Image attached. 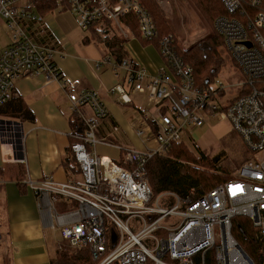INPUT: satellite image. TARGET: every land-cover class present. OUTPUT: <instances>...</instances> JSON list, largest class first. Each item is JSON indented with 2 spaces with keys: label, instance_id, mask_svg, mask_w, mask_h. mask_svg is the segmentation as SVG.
Masks as SVG:
<instances>
[{
  "label": "built area",
  "instance_id": "obj_1",
  "mask_svg": "<svg viewBox=\"0 0 264 264\" xmlns=\"http://www.w3.org/2000/svg\"><path fill=\"white\" fill-rule=\"evenodd\" d=\"M55 1L57 9L74 15L83 31L94 28L104 38L114 34L133 38L123 20L132 14L141 37L158 41L175 75L173 79L166 67L149 75L135 59L124 57L114 63L111 54L96 63L97 68L109 64L125 70L130 88L147 92L155 102L154 113L132 111L135 135L145 149L120 143L119 126L97 90L69 93L71 111L84 126L83 132L72 133L70 143L79 175L68 181L52 176L31 181L39 205L49 209L53 227L63 239L58 246L67 242L76 252L88 248L96 264H255L233 235V219L245 215L258 229L264 264V11L247 10L259 7L262 0H221L227 14L219 16L214 26L242 78L233 84L213 80L208 88L196 85L193 68L177 53L174 35L160 36L139 0ZM38 2L0 0V43L2 29L10 38L0 48V106L16 96L21 77L44 76L67 85L56 63L57 56L67 54L55 47ZM110 92L131 102L123 84ZM81 107L89 112L83 113ZM207 118H227L253 158L198 199L170 191L155 197L146 169L149 161L173 143L184 142V133L203 126ZM19 129L14 126V133ZM98 144H116L122 164L98 155L94 151ZM15 147L23 152L20 141ZM169 217L176 220L166 223Z\"/></svg>",
  "mask_w": 264,
  "mask_h": 264
},
{
  "label": "crops",
  "instance_id": "obj_2",
  "mask_svg": "<svg viewBox=\"0 0 264 264\" xmlns=\"http://www.w3.org/2000/svg\"><path fill=\"white\" fill-rule=\"evenodd\" d=\"M58 10L59 14H54V11L46 13V23L55 47L67 54L65 57H56L57 66L67 85L48 81L44 76L21 77L16 82V96L10 104L3 105L2 109L6 112L0 113V264L4 262L5 253L8 264H51L56 252L58 241L55 242L54 237L59 232L53 227L54 218L49 209L39 205L31 181H42L48 176L59 181H68L79 175L80 171L76 173L67 168V162L72 165L70 143L73 139L72 133H76L71 122V91L97 90L108 106L111 120L119 126L117 137L120 143L137 149H145L146 144L136 135L138 145L130 138V135L135 134L134 114L126 112L125 107L156 112L155 105L148 108L135 103V95L146 93L135 92L130 88L126 82L125 70L114 69L109 64L96 67L97 61L108 54L113 55L115 63L128 57L126 41L140 38L132 32L133 38L127 40L118 38L119 34L107 37L110 41H122L123 53L118 56L116 47L111 48L97 41L88 31H85V36L73 39L71 31L66 30L60 20L62 13L69 11ZM176 41L180 45L177 38ZM89 43L96 44V49ZM148 48L150 47L146 50ZM155 61L154 59L153 64L146 65L149 75L157 74L163 67ZM119 83L128 91L130 103L122 102L118 95L110 92V89ZM21 99L25 108L33 113L34 119L24 118L22 112L17 109V101ZM81 110L83 113L89 112L87 107H81ZM9 121L13 123L10 124ZM207 122L208 118L203 126L190 127L187 131L195 129L189 136L195 138V133H203ZM14 126H20L18 133H14ZM109 127L107 123L105 128ZM18 141L23 152L16 150ZM98 146L111 149L109 154L102 156L122 163L116 144H98L94 147L96 153Z\"/></svg>",
  "mask_w": 264,
  "mask_h": 264
},
{
  "label": "trees",
  "instance_id": "obj_3",
  "mask_svg": "<svg viewBox=\"0 0 264 264\" xmlns=\"http://www.w3.org/2000/svg\"><path fill=\"white\" fill-rule=\"evenodd\" d=\"M113 1L116 2L117 0ZM139 1L150 13L160 36L174 32V27L155 0ZM191 2L201 12L207 24L212 26L214 33L205 40L199 41L186 49L180 47L176 41V50L183 61L193 68L196 85L201 88H208L209 84L219 74L224 61L219 48L225 44V40L216 31L214 23L219 16L227 14V11L221 0H191ZM56 9L57 2L55 0H39L38 2V12L41 14L53 12ZM247 10L251 13L264 11V0H262L259 7L252 8L248 6ZM237 16L243 19L240 14ZM123 20L130 31L143 42H154L158 47L157 40L146 41L141 37L138 19L135 16L130 14ZM88 32L97 41L105 43L111 48L116 47L115 52L118 56L123 53L124 46L121 40L110 41L111 39L103 38L94 28H91ZM2 107L0 106V113L6 112ZM17 109L22 112L24 118L34 119L33 113L25 108L22 99L17 101ZM71 122L77 133L83 132V123L76 113H73ZM70 159L72 165L70 166V163L67 162L68 170L78 173L80 170L73 154ZM219 161L220 157L210 158L203 151H200L199 155L196 156L185 142L173 143L164 153L156 154L146 167L154 196L170 191L181 197L188 195H192L194 199L202 197L232 177L227 167L223 170L219 169L220 167L217 166ZM220 170H222V173H219ZM237 218L238 216L233 219L234 237L255 264H262L263 248L257 227L248 217L239 220V222H237ZM69 252L70 249L57 251L56 257L54 254L51 260V264H96L93 261L92 252L88 248L77 252Z\"/></svg>",
  "mask_w": 264,
  "mask_h": 264
},
{
  "label": "rangeland",
  "instance_id": "obj_4",
  "mask_svg": "<svg viewBox=\"0 0 264 264\" xmlns=\"http://www.w3.org/2000/svg\"><path fill=\"white\" fill-rule=\"evenodd\" d=\"M155 1L168 17V21L170 22V24L174 27V32L172 34L174 35L175 39L177 38L178 42H180V47L184 49H186V47H191L199 41L205 40L214 33L212 26L210 24H207L201 12L194 7L191 0ZM177 2H179V4ZM59 13L60 12L58 9L57 11H54V14ZM60 20L63 27L66 30L71 31L73 39L85 36V31H83L78 26L77 21L71 12L62 13ZM1 33L3 42L0 43V48H2L4 46L3 44L9 42L10 40L5 29H2ZM117 37L121 38L120 35H117ZM89 44L96 49V44ZM125 44V49L128 57L135 59L140 66L146 69V71H148L146 65L153 64L155 59L159 62V64L163 65V67H166L170 76L175 79L174 73L166 65L165 60L163 59L159 51V48L154 42H150L147 44L141 39L133 38L126 41ZM147 47L150 48L146 50ZM219 50L222 57L224 58V61L219 74L214 78V80L216 81L221 79L227 84H233L237 80L242 78V74L240 73L236 64L233 62V59L228 53L225 44L222 45ZM155 56L157 58H155ZM101 59L102 58H100L99 60ZM159 64L157 63V65ZM147 81L148 80L144 81L145 85ZM231 92H234V89H232ZM145 93L146 94L135 95V103L137 105H140L141 107L152 108L155 105V102L149 99L147 92ZM133 109L135 108L125 107L124 110L126 112L129 111L131 115ZM194 129L195 128H191V130L184 133L185 144L191 149L194 154H196V156L199 155L200 151H203L206 155L208 154L210 158H214L217 156L220 157V161L217 163V166L222 170L227 167L232 176L237 174V172L241 169L242 165L246 161L253 158V155L245 146L241 136L233 130L232 124L227 118L221 120L208 118L207 128L205 129V131L201 134L195 133V138H191L189 134L191 133V131H194ZM130 138L136 145L139 144L138 138L135 136V134L130 135ZM110 151L111 149L106 146L97 147V154L99 155L109 154ZM222 170H220L219 173H222ZM57 207L60 209V211H63L62 205L60 203L57 204ZM246 217L247 216L245 215H238V218L236 220L237 222H239V220L241 219H247ZM175 220L176 217H169L166 220V223L173 222ZM57 234L58 235L54 237V241H63L61 235L59 233ZM61 245V247H59L58 244L56 245V252L70 249L69 253H71V251L73 250L67 242H63V244ZM8 262L9 260H7V254L5 253L3 264H8Z\"/></svg>",
  "mask_w": 264,
  "mask_h": 264
},
{
  "label": "water",
  "instance_id": "obj_5",
  "mask_svg": "<svg viewBox=\"0 0 264 264\" xmlns=\"http://www.w3.org/2000/svg\"><path fill=\"white\" fill-rule=\"evenodd\" d=\"M9 123H11V124H12L13 122H12V121H9ZM113 240H115V237H114V236H113Z\"/></svg>",
  "mask_w": 264,
  "mask_h": 264
}]
</instances>
